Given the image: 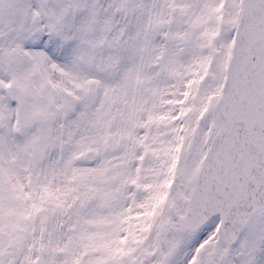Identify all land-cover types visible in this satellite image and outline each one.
<instances>
[{
  "label": "snow or ice",
  "instance_id": "obj_1",
  "mask_svg": "<svg viewBox=\"0 0 264 264\" xmlns=\"http://www.w3.org/2000/svg\"><path fill=\"white\" fill-rule=\"evenodd\" d=\"M0 264H264V0H0Z\"/></svg>",
  "mask_w": 264,
  "mask_h": 264
}]
</instances>
